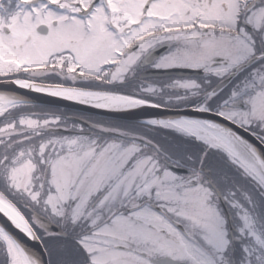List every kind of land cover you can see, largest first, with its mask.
<instances>
[{"label":"flooded vegetation","instance_id":"obj_1","mask_svg":"<svg viewBox=\"0 0 264 264\" xmlns=\"http://www.w3.org/2000/svg\"><path fill=\"white\" fill-rule=\"evenodd\" d=\"M244 2L0 0V81L24 75L38 82L70 87L106 85L157 101L166 89L172 98L168 105L192 104L191 87L200 84L202 101L197 99L195 106L210 111L214 106L217 109L214 112L233 119L238 111L250 109L251 99L258 95L264 81V36L262 31L248 29L242 15L232 26L210 18L209 12L223 11L228 4H238L243 12ZM228 41L235 44L229 45ZM160 49L163 52L157 54ZM256 57L258 60L251 69L237 73ZM197 64L202 66L196 67ZM177 67L202 69L204 76L202 79L149 76L159 69ZM215 70H222V74ZM234 73L235 77L220 95L211 97L210 87ZM239 101L246 105L239 106ZM79 113L84 119L89 118L86 113ZM236 118L243 126L252 124ZM72 131V135L95 134L99 138L111 133V129L92 124ZM87 234L80 228L78 237L61 240L65 244L64 252H76L62 256L61 264H97V249L93 246L96 243L86 241L83 237ZM125 240L117 249L124 253L125 264H132L131 236ZM146 255L141 252V258ZM1 257L0 264H3ZM155 257L152 260L168 255Z\"/></svg>","mask_w":264,"mask_h":264},{"label":"rangeland","instance_id":"obj_2","mask_svg":"<svg viewBox=\"0 0 264 264\" xmlns=\"http://www.w3.org/2000/svg\"><path fill=\"white\" fill-rule=\"evenodd\" d=\"M226 24L235 26L234 22ZM228 42L232 46L235 44ZM214 72L222 74V70ZM236 117H241L245 123L264 122V82L258 95L251 99L250 109L238 111ZM21 121L29 127L59 123L56 116L43 121L35 118ZM50 147L46 158L47 175H43L44 170L40 171L41 175L37 173L38 161L31 150L20 151L9 172L10 187L23 192L29 201L40 203L41 211L49 214L53 222L64 218L65 223L86 220L92 228L98 226L83 237L96 243L93 246L97 249V264H125L123 254L116 248L124 244L129 234L134 244L141 247L133 248L134 253L142 251L143 246L147 249L144 247V252H148L142 260L131 253L132 264H152L151 256L154 255H170L190 264H216L207 246H213L220 258L225 256L224 251L231 243L226 220L220 211L218 197L213 195L202 175L180 177L167 169L153 150L148 152L136 141L105 140L95 134L58 135L50 137L40 152ZM102 193L107 194L93 204ZM142 198L160 206L162 212L146 202L131 215L113 213L116 206H138ZM237 215L241 221L240 232L251 237L257 259L264 264V241L255 217L249 212ZM168 216L183 224L185 233ZM42 231L40 229L39 233L44 234ZM2 249L0 245V252ZM6 250L10 253L7 244Z\"/></svg>","mask_w":264,"mask_h":264},{"label":"trees","instance_id":"obj_3","mask_svg":"<svg viewBox=\"0 0 264 264\" xmlns=\"http://www.w3.org/2000/svg\"><path fill=\"white\" fill-rule=\"evenodd\" d=\"M99 89L113 88L101 86ZM70 113L66 109L43 105H21L0 116V126H8L6 131L11 132L21 127L19 118L23 115H35L39 120L48 116H56L60 122H64V116ZM98 120H101L99 121L101 125L148 139L158 145L168 157L175 160L179 165L194 170V174L206 175L210 190L215 194L218 193L231 217L234 242L225 253L228 264H261L257 259L256 255L258 254L251 237L239 231L241 221L237 213H246L245 211L252 213L257 220L264 239V188L242 167L233 162L224 151L214 148L193 136L185 135L166 127L110 119ZM43 133L46 134L48 132L43 130ZM39 144L38 140L35 141V148L32 149V154L38 161V170L41 171L46 168L47 157L44 153H40ZM20 151V149L15 148L13 140L0 137V195L14 203L33 225L34 216L32 212L41 213V204L29 201L23 192H18L10 187L9 172L11 171L13 159ZM72 225L69 224L67 228V232L70 235L69 238L76 237L77 228H72ZM37 233L42 238L45 248L52 257V261H55L53 259L54 256L57 264H59L60 256L63 253L61 252V247L65 246L60 240H65V238L60 235H49L45 232L44 234H39L37 231ZM0 245L3 248L0 252L4 256L3 262L8 264L10 257L5 243L0 240Z\"/></svg>","mask_w":264,"mask_h":264},{"label":"water","instance_id":"obj_4","mask_svg":"<svg viewBox=\"0 0 264 264\" xmlns=\"http://www.w3.org/2000/svg\"><path fill=\"white\" fill-rule=\"evenodd\" d=\"M202 73V70H193V69H167V70H159L155 72L157 76H168V75H182V76H189V75H199ZM232 76L224 83L217 87V90H220L223 86H225L230 80ZM19 80H4L0 81V94L10 95L15 97V99L21 101V103H29V104H41L53 107H60L65 109L77 110L86 113L96 114L99 116L114 118V119H121L126 121H133V122H145L149 120H175L180 119L183 117H191V118H198L203 120H210L216 123L225 131L230 133L232 139L239 144H247L250 150L253 147L256 151H259L261 156L263 157L264 161V142L260 140L256 135L252 132L242 128L238 124L234 123L233 121L229 120L228 118L223 117L220 114L210 113L207 111H202L197 108H180V109H168L158 107L156 105H145L141 108L134 109L131 111H114L110 109H103L99 107H93L90 105H86L83 103H79L77 101H72L69 99L56 97L52 95H48L45 93H41L35 91V87L40 88H51V89H70L76 90L75 88L69 87H62L56 85H50L45 83H29L31 84V88H26L19 86L17 83ZM74 120L85 123L86 122L80 118H74ZM56 132H64L63 129H55ZM258 159L257 157H254ZM181 171L180 169H178ZM75 204V203H74ZM3 215L0 216V228L3 229L8 235H10L17 243L21 245L24 251L29 254L30 256L38 255L40 264H49V259L47 252L39 239L36 233L32 230L33 235L29 236L17 226H15L12 221L5 216L3 212L0 211ZM35 217L43 223L44 228L50 233H57L61 235H66L64 231L50 221L49 219L35 214ZM7 221H11V224L15 227H11ZM156 264H186L179 261H175L173 259H161L155 261Z\"/></svg>","mask_w":264,"mask_h":264},{"label":"bare ground","instance_id":"obj_5","mask_svg":"<svg viewBox=\"0 0 264 264\" xmlns=\"http://www.w3.org/2000/svg\"><path fill=\"white\" fill-rule=\"evenodd\" d=\"M19 86L31 88V84L27 81L20 80L17 82ZM35 91L48 95L77 101L93 107L110 109L114 111H131L141 108L146 104L132 97L121 94L105 93V92H89L70 89H51L35 87ZM21 101L10 95L0 94V114L8 109L18 105ZM153 123H161L181 129L187 133L195 135L200 139H204L214 145L222 146L264 185V161L263 157L253 147L248 148L247 144H239L232 139L230 133L225 131L216 123L210 120H203L191 117H183L173 121L149 120ZM257 157L258 159H255ZM0 211L7 216L12 223L32 236L33 232L25 217L8 201L0 196ZM0 237L6 242L11 253L13 264H40L38 255L30 256L3 229L0 228Z\"/></svg>","mask_w":264,"mask_h":264},{"label":"snow or ice","instance_id":"obj_6","mask_svg":"<svg viewBox=\"0 0 264 264\" xmlns=\"http://www.w3.org/2000/svg\"><path fill=\"white\" fill-rule=\"evenodd\" d=\"M243 16L244 23L251 31L264 32V0H245L243 12H241L238 4H228L223 11L211 10L209 17L212 19H220L222 22H237L240 16ZM202 66L201 64L195 65ZM3 214L0 213V216ZM11 227V221H7Z\"/></svg>","mask_w":264,"mask_h":264}]
</instances>
